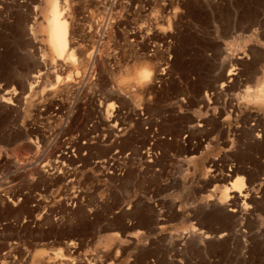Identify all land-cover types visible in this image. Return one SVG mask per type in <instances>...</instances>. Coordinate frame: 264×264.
Masks as SVG:
<instances>
[{
  "label": "rangeland",
  "instance_id": "obj_1",
  "mask_svg": "<svg viewBox=\"0 0 264 264\" xmlns=\"http://www.w3.org/2000/svg\"><path fill=\"white\" fill-rule=\"evenodd\" d=\"M8 1L0 97L14 89L16 103L0 102V264L38 250L72 264H264V102L250 99L264 86V0H74L75 38L99 50L83 79L60 69L59 84L26 38L45 0ZM143 66L151 82L117 84ZM224 190L238 198L216 208Z\"/></svg>",
  "mask_w": 264,
  "mask_h": 264
},
{
  "label": "bare ground",
  "instance_id": "obj_2",
  "mask_svg": "<svg viewBox=\"0 0 264 264\" xmlns=\"http://www.w3.org/2000/svg\"><path fill=\"white\" fill-rule=\"evenodd\" d=\"M18 1V0H17ZM24 1V0H22ZM30 1V0H29ZM40 1V0H39ZM82 1V0H81ZM79 1V2H81ZM85 1V0H84ZM91 1V0H90ZM12 2V1H11ZM19 2V1H18ZM88 2V1H87ZM24 3V2H23ZM25 3H27V0H25ZM40 3V2H39ZM118 3V4H117ZM116 4L119 5L120 9L122 11H126L127 10V5H124V4H121V2L119 3V1L117 2ZM0 4H2L3 6H5L7 9L9 8V1L8 0H0ZM16 4V2H15ZM43 4V3H42ZM82 4V3H81ZM79 4V5H81ZM127 4V3H126ZM1 5V6H2ZM12 5V4H11ZM76 3L74 0H45V8H44V12L43 14H41L40 16H42V20L41 22H38V17H34L33 19V27L30 26L29 29V33L27 34L26 38L29 40L30 43H34L36 45H38V49L40 50V56L41 58H39V55H37L38 57L35 59V65H34V68H37V69H40V65L41 64H45V69L51 73V76L52 74L57 75V72L58 70L60 69H65L66 70L68 69L69 70V76L67 77V80H70L71 78L73 77H77L78 79H83V77H85L89 71L91 70L93 64L95 63L94 62V59L96 58V55L98 54V50L97 47H95L93 50L90 49L91 51L88 52L86 51L85 47H83L81 45V43H79L75 36H76V29H77V8H76ZM78 5V6H79ZM84 5V4H83ZM0 8L4 9L3 6ZM37 6V5H36ZM107 6V5H106ZM111 6V5H110ZM18 7V6H17ZM5 8V9H6ZM19 8V7H18ZM31 8V7H30ZM80 8V6H79ZM78 8V9H79ZM113 8H115L113 6ZM14 9V8H13ZM17 9V8H16ZM21 9V7H20ZM19 9V11H20ZM1 10V9H0ZM27 10V9H26ZM2 12V11H0ZM16 13V12H15ZM27 13V12H26ZM2 14V13H1ZM38 14V13H37ZM3 15V14H2ZM30 15V13H29ZM31 17V16H30ZM7 18V17H6ZM27 18V17H25ZM2 19V18H0ZM21 19V18H20ZM24 19V18H23ZM8 20V19H7ZM30 20V19H28ZM2 21V20H0ZM32 22V20H30ZM6 22V21H5ZM22 22H25V21H22ZM29 22V21H28ZM3 24V23H2ZM10 24V23H9ZM23 24L26 25V23H22L19 21L17 23V28H19L20 30L23 29L24 26H22ZM32 25V23H30ZM7 25V24H6ZM37 25V26H36ZM13 27V26H12ZM26 27H28V25H26ZM25 27V28H26ZM24 28V29H25ZM2 29H3V26H2ZM18 31V32H21V31ZM3 31V30H2ZM11 31V30H9ZM14 33V32H13ZM16 33V32H15ZM24 33V32H23ZM10 35V34H9ZM16 35V34H15ZM7 36V35H6ZM23 37V36H21ZM5 40V39H3ZM21 40V39H20ZM11 41V40H10ZM8 42V41H7ZM23 45V44H22ZM41 46V47H40ZM32 47V46H31ZM37 49V48H36ZM88 50V49H87ZM9 53V52H8ZM35 56V55H34ZM33 57V56H32ZM30 58V57H29ZM28 58V59H29ZM39 58V59H38ZM100 58V57H99ZM31 60V59H30ZM9 62V61H8ZM31 63V62H30ZM31 66V65H30ZM39 67V68H38ZM226 67V66H225ZM33 68V69H34ZM6 69V68H5ZM30 69V68H29ZM32 69V68H31ZM43 70V69H42ZM41 70V71H42ZM35 71V70H33ZM41 71H36V73H33L32 75L29 74L27 75V78H24L23 81L24 83H27L25 84L30 85V88L33 87V82H37L39 84L40 79L42 80V76L43 74H46L45 72L42 73ZM62 71V70H61ZM231 71V70H230ZM14 72V71H13ZM32 72V71H31ZM64 72V71H63ZM30 73V71H29ZM49 73V74H50ZM61 73V72H60ZM59 73V74H60ZM104 73V72H103ZM145 74H147V79H145ZM233 74V73H232ZM231 74V72H229V76H233ZM55 75V76H56ZM72 75V76H71ZM155 75V70L154 68L152 69V67L150 66H143L141 68H138L136 69L135 71L133 72H129V73H126L125 76L122 75L120 78L118 77L117 79V84L120 86L122 85H127V84H132L134 83L135 85H142V84H145V83H149L151 82ZM21 76V75H20ZM46 76V75H44ZM225 76H228V74H226ZM24 77H26L24 75ZM47 77L49 78L50 76L47 75ZM71 77V78H70ZM18 78V77H17ZM46 78V77H45ZM47 78V79H48ZM52 78V77H51ZM224 78V76H223ZM60 76L57 75V84H59L60 82ZM85 79V78H84ZM116 79V78H115ZM7 80V79H6ZM73 81V80H72ZM7 82V81H6ZM71 82V81H70ZM36 83V84H37ZM44 83V82H43ZM66 87H68V83H66ZM65 85V84H64ZM264 85V84H263ZM1 86V85H0ZM38 86V85H37ZM26 88V87H25ZM35 88V87H33ZM63 88V87H62ZM114 88V87H113ZM117 87H115L114 89H116ZM119 88V87H118ZM117 88V93H118V89ZM2 89V88H1ZM112 89V90H114ZM33 90V89H32ZM57 90V89H56ZM60 90V89H59ZM58 90V91H59ZM67 90V89H66ZM69 90V89H68ZM54 91V89H53ZM61 91H63V89H61ZM60 91V92H61ZM110 91V90H109ZM108 92V91H107ZM116 92V91H115ZM53 93V92H52ZM55 93V92H54ZM59 93V92H58ZM62 93V92H61ZM109 93V92H108ZM107 93V94H108ZM111 93V92H110ZM250 94H252L251 92H249ZM248 93V95H250ZM120 94L122 95V93H119V96ZM15 95L14 93V89L10 90V91H6V94L4 93V95H2L0 97V102L5 104V105H12L14 102H13V96ZM47 95V94H46ZM52 95V94H51ZM59 95V94H58ZM118 95V94H117ZM117 95L111 93L109 96H107L109 99H114L115 96L117 97ZM22 96V95H21ZM54 96V95H53ZM55 96H57L55 94ZM247 96V95H246ZM18 97V96H16ZM30 97V96H28ZM43 97V96H42ZM50 97V96H49ZM250 96H247L246 98H248ZM252 97L254 98L253 100H263L264 102V86L261 87L259 90H255V92H253V94L251 95V100H252ZM21 98V97H20ZM47 98V97H45ZM118 98V97H117ZM19 99V98H18ZM25 99V98H24ZM27 99V97H26ZM50 99V98H49ZM17 100V99H16ZM15 100V101H16ZM20 100V99H19ZM120 100V99H119ZM22 101V100H20ZM29 102V100H28ZM16 103V102H15ZM14 103V104H15ZM23 103V102H22ZM18 104V103H17ZM114 103H111L109 104L108 106V109H110V107L113 106ZM20 105V104H19ZM264 105V104H263ZM4 106V105H3ZM13 107V106H12ZM16 108V107H15ZM13 109V108H12ZM23 109V108H22ZM21 109V110H22ZM111 111V110H110ZM17 112V111H16ZM25 112V111H24ZM27 112V111H26ZM28 113V112H27ZM19 115V114H18ZM28 115V114H27ZM108 115V113H107ZM106 115V116H107ZM111 115V114H110ZM20 116V115H19ZM26 116V115H25ZM24 117V116H23ZM22 117V118H23ZM106 119V118H105ZM110 121V119H109ZM244 183H243V180L242 179H237L234 183H233V187H234V192L238 193L239 196H242V191L244 189ZM237 194V195H238ZM248 194V193H247ZM231 198H234V199H237L238 196L236 197V194L235 196H232V195H229L228 191L227 190H224V192H222L221 196L219 197V199L217 200V203L216 204V208L217 206H230V203H227ZM233 201V200H232ZM235 201V200H234ZM232 203V202H231ZM207 204V203H206ZM223 210V209H222ZM228 211V210H227ZM229 211H231L232 213L235 212L236 210H233V209H230L229 208ZM226 212V211H225ZM114 232V231H113ZM72 235V234H71ZM113 236V235H111ZM109 237L110 239L112 237ZM108 237L106 239H109ZM119 238V237H118ZM114 238V241L112 242L113 245L115 243V240L116 241H119L121 239H118ZM208 238V237H207ZM70 241V240H69ZM106 240H104V243H105ZM67 242V241H66ZM73 241L71 242H68L66 243L67 244V247L68 248H71L72 249V245L75 247V245L77 244H74L72 243ZM106 243H109V242H106ZM120 243V241L118 242V244ZM111 244V243H110ZM117 244V243H115ZM117 244V245H118ZM122 246L123 242L120 243ZM102 245V244H100ZM107 245V244H106ZM105 245V248L107 247ZM109 245V244H108ZM112 245V244H111ZM110 245V246H111ZM73 247V249H75ZM102 247H104L102 245ZM112 247V246H111ZM116 247V246H115ZM119 247V246H118ZM116 247V248H118ZM66 248V246H65ZM101 248V247H100ZM121 250H122V247H119ZM103 249V248H102ZM108 250V248H106ZM106 249H104L103 252H108L106 251ZM111 249V248H109ZM113 249V248H112ZM69 250V249H67ZM97 250V249H96ZM99 250V249H98ZM42 251V250H41ZM65 251V250H64ZM70 251V250H69ZM101 251V250H100ZM100 251H99V255H100ZM37 252V250H36ZM34 252V253H36ZM91 252V251H90ZM97 252V251H96ZM111 252L113 253V251L111 250ZM116 252V251H115ZM46 253V252H45ZM83 253V252H82ZM95 253V251H94ZM109 253V252H108ZM108 253H106L108 255ZM122 253V252H121ZM89 254V252H88ZM87 254V255H88ZM93 254V253H92ZM96 254V253H95ZM110 254V253H109ZM117 254V253H115ZM49 255V254H48ZM56 255V254H55ZM73 255V254H72ZM80 255V254H79ZM91 254H89L90 256ZM106 255V256H107ZM111 255V254H110ZM121 255V254H120ZM67 256V255H66ZM92 256V255H91ZM97 256V255H96ZM25 257V256H24ZM30 259L29 261L26 263V264H72L70 263L71 261L69 259H67L66 257L64 261H62V259L59 257V259H61V261L59 262V260L54 257H41V255L39 254V250H38V254H32L30 255ZM69 257V256H68ZM76 257V256H75ZM73 257V258H75ZM80 257V256H79ZM94 257V256H93ZM99 257V256H98ZM103 257V255H102ZM105 257V255H104ZM114 257V256H113ZM112 257V258H113ZM119 257V256H117ZM70 258V257H69ZM77 258V257H76ZM81 258V257H80ZM82 258H87L86 256L82 257ZM23 259V258H22ZM25 259V258H24ZM67 259V260H66ZM90 259V258H89ZM93 259V258H92ZM102 259V258H101ZM110 259V258H109ZM115 259H116V256H115ZM121 259V258H120ZM70 262H69V261ZM94 260V259H93ZM105 260V259H104ZM107 260V259H106ZM111 260V259H110ZM23 261V260H22ZM25 261V260H24ZM79 261V260H78ZM83 261H87V260H83ZM95 261V260H94ZM117 261V260H116ZM73 262V261H72ZM82 262V261H81ZM92 261L90 260V262L88 261V264L91 263ZM99 263V259L97 261ZM101 262V261H100ZM106 262V261H105ZM109 262V261H107ZM111 262V261H110ZM113 262V261H112ZM3 263V262H2ZM25 263V262H24ZM75 264V262H73ZM77 263V261H76ZM5 264V263H4ZM22 264V263H21ZM87 264V263H86ZM101 264V263H100ZM118 264V263H117Z\"/></svg>",
  "mask_w": 264,
  "mask_h": 264
},
{
  "label": "snow or ice",
  "instance_id": "obj_3",
  "mask_svg": "<svg viewBox=\"0 0 264 264\" xmlns=\"http://www.w3.org/2000/svg\"><path fill=\"white\" fill-rule=\"evenodd\" d=\"M145 79H147V74H145Z\"/></svg>",
  "mask_w": 264,
  "mask_h": 264
}]
</instances>
